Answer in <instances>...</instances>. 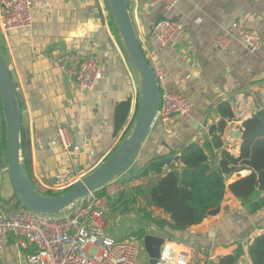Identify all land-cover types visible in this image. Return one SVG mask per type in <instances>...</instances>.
Segmentation results:
<instances>
[{
    "label": "crops",
    "instance_id": "0c3cea01",
    "mask_svg": "<svg viewBox=\"0 0 264 264\" xmlns=\"http://www.w3.org/2000/svg\"><path fill=\"white\" fill-rule=\"evenodd\" d=\"M31 1L33 25L29 30L3 32L0 27V57L15 75L12 83L21 108V156L28 174L41 193L56 194L63 182L81 180L123 141L137 116L140 82L123 51L106 0ZM127 4L151 66L165 71L160 93H180L192 107L187 114L172 115L166 122L155 119L135 161L119 174L128 195L124 200L114 198L105 232L118 240L133 238L137 231L159 236L175 247L192 250L199 263L212 258L219 261L239 249L236 264H250L248 247L264 229V207L249 214L227 192L217 215L174 232L158 228L153 220L168 217L159 209H138L145 202L132 201L131 193L140 188L145 194L156 182L155 175L142 176L149 164L168 159L163 163L164 174L171 165L180 167L179 154L185 146L211 140L209 129L220 120L217 106L222 102L230 105L234 119L226 123L221 140L231 155H239L242 123L264 104V0H180L169 11L150 7L149 0H127ZM163 18L181 21L184 26L183 34L164 48L151 35V27ZM233 22L261 37L263 46L257 53L248 52L238 39H232L223 51L213 47L214 39ZM65 53L97 58L101 78L92 91L79 90L62 73L56 61ZM58 126L68 129L80 150L77 158L62 153ZM3 134L0 104V217L20 207L6 171ZM249 174L248 170L235 173L226 184ZM137 242L143 247L142 239ZM29 253L31 250L10 238L0 249V264H27Z\"/></svg>",
    "mask_w": 264,
    "mask_h": 264
},
{
    "label": "built area",
    "instance_id": "2783aa9c",
    "mask_svg": "<svg viewBox=\"0 0 264 264\" xmlns=\"http://www.w3.org/2000/svg\"><path fill=\"white\" fill-rule=\"evenodd\" d=\"M179 1L149 0V6H161L169 11ZM32 10L31 0H0L1 30H29L33 25ZM183 30L181 21L164 19L152 28L151 35L164 48L173 44L183 34ZM232 39H238L252 54L263 46L256 32L233 22L214 39L213 47L223 51ZM56 64L81 91H92L101 78L97 58L92 55L81 57L77 53H65L57 59ZM153 71L160 83L165 76L164 69L157 67ZM191 107V102L180 93L163 92L156 118L166 122L172 115L187 114ZM56 136L64 156L77 158L80 150L73 143L68 129L58 126ZM72 185L65 181L57 187V191L63 192ZM127 195V185L118 175L79 200L74 208L57 216L33 213L20 206L14 212L0 217V249L7 245L10 238H14L18 246L31 250L26 256L27 264H148L144 248L140 247L136 238L118 240L105 232L104 218L114 198L120 196V200H124ZM261 197H264V193ZM259 233L263 234L264 229ZM194 259L192 250L164 242L157 264H219L214 258L201 263Z\"/></svg>",
    "mask_w": 264,
    "mask_h": 264
},
{
    "label": "trees",
    "instance_id": "16d2710c",
    "mask_svg": "<svg viewBox=\"0 0 264 264\" xmlns=\"http://www.w3.org/2000/svg\"><path fill=\"white\" fill-rule=\"evenodd\" d=\"M217 110L220 120L209 129L211 140L185 146L179 154L180 167L171 165L164 174L162 161L149 164L142 176L155 175L156 182L145 194L140 188H133L132 201L136 202L143 194L145 208L159 209L168 217V220H153L158 228L168 227L170 231L183 232L200 224L209 211L220 207L227 192L238 199L249 214L264 207V197L260 195L264 193V104L242 123L237 157L224 148L221 140L226 123L234 119L232 109L228 103L222 102ZM2 141L5 154L4 134ZM244 170L250 174L226 184L232 175ZM134 236L141 240L144 232L137 231ZM240 255L238 249L234 254L222 257L218 263L236 264ZM248 258L250 264H264V233L253 238L248 247Z\"/></svg>",
    "mask_w": 264,
    "mask_h": 264
},
{
    "label": "water",
    "instance_id": "95a60500",
    "mask_svg": "<svg viewBox=\"0 0 264 264\" xmlns=\"http://www.w3.org/2000/svg\"><path fill=\"white\" fill-rule=\"evenodd\" d=\"M106 6L123 51L139 77V109L130 132L119 146L98 167L59 195L41 193L27 172L21 156V108L12 83L15 75L8 70L0 57V104L4 119L6 171L18 204L33 213L45 216L66 213L90 192L99 189L128 169L135 161L157 117L161 96L159 83L137 36L127 0H106ZM158 21L151 27V32ZM239 135L240 132H237L236 136ZM168 162V159L163 160V163ZM219 211V208L211 210L206 216H215ZM164 242V238L159 236L145 235L142 238L148 264H157Z\"/></svg>",
    "mask_w": 264,
    "mask_h": 264
},
{
    "label": "rangeland",
    "instance_id": "374dc122",
    "mask_svg": "<svg viewBox=\"0 0 264 264\" xmlns=\"http://www.w3.org/2000/svg\"><path fill=\"white\" fill-rule=\"evenodd\" d=\"M153 185V184H152ZM151 185V186H152ZM130 190L132 191V188H130ZM56 194L57 193H61V192H59V191H57V192H55ZM139 201H141L142 200V202H143V199H142V195H141V197H139ZM140 207H142L143 209L145 208V205L143 206V204H138L137 205V208L139 209ZM107 214V213H106ZM111 214H113V213H110V214H107V215H105V222H106V226H107V224H108V226H110L109 224H110V222H111ZM114 224H115V222H114Z\"/></svg>",
    "mask_w": 264,
    "mask_h": 264
}]
</instances>
